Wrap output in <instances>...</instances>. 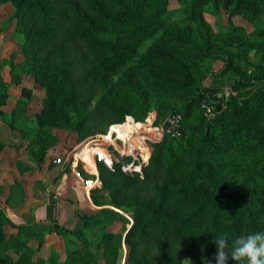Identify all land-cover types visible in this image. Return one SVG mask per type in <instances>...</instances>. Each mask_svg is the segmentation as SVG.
I'll return each instance as SVG.
<instances>
[{
  "label": "trees",
  "instance_id": "trees-1",
  "mask_svg": "<svg viewBox=\"0 0 264 264\" xmlns=\"http://www.w3.org/2000/svg\"><path fill=\"white\" fill-rule=\"evenodd\" d=\"M7 1L13 5L10 18L23 33L26 52L45 74L44 112L50 125L68 122L67 104L82 103L77 114V126L81 125L82 116L90 115L86 104L94 101V116L102 115L98 122L112 123L107 136L125 138L141 122L131 118L118 122L119 118L143 111L153 95H177L183 101V120L188 119L190 126L182 120L181 135L162 134L151 140L147 162L117 151L118 161L97 163L101 184L90 189V197L100 205L109 195L114 205L127 207L133 221L124 240L132 260L179 264L190 257L194 264H217L216 236L233 239L264 231V65L247 57L251 48L264 57V28L252 33L260 35L258 39L240 35V26L232 22L215 33L203 15L211 2L229 17L260 14L264 0H190L182 21L171 18L174 11L167 10L168 0ZM131 34L154 40L140 51L129 39ZM217 58L223 64L213 70L211 60ZM171 60L211 75L217 85L207 88L211 92L232 78L253 82V88L211 99L204 87H192L171 74ZM7 95L0 91V105ZM204 99L213 104L209 116L201 106ZM169 102L164 98L160 103ZM5 144L0 140V152ZM140 146L147 158L146 147ZM93 151L104 155L100 147ZM38 152L43 157L41 146L30 151ZM70 160V154L63 155V170ZM90 211H78L82 228L72 230L55 220V232L80 233L103 212L128 221L111 207ZM1 225L0 219V232ZM227 264L238 262L229 255Z\"/></svg>",
  "mask_w": 264,
  "mask_h": 264
},
{
  "label": "rangeland",
  "instance_id": "rangeland-1",
  "mask_svg": "<svg viewBox=\"0 0 264 264\" xmlns=\"http://www.w3.org/2000/svg\"><path fill=\"white\" fill-rule=\"evenodd\" d=\"M189 4L190 0H168L167 10L174 11L171 16L173 20L182 21L186 15L185 8ZM12 10L13 5L10 1H0V91H6L8 94L6 102L3 104L2 115L7 123L12 124L13 137L10 139L15 140L9 145L11 154H6L5 159L0 161V193L4 185L12 181L17 185V189L22 191L32 184L34 186L39 182L46 163H54V159L58 156L69 154L71 156L70 163L76 157V166L81 168L85 177L91 178L93 176V173L89 171L91 168H87L86 162L82 161L85 159L82 158L79 151L88 149L84 155L91 161L89 155L92 153L94 155L95 147H112L111 141L116 140L119 144V137L115 135L116 133L112 138L107 136L108 128L112 123L105 125V123L98 122V118L102 115L94 116V101L86 104L90 115L82 116V119L85 120L81 122V125L77 126L79 120L77 114L82 103L67 104L64 112L68 117V122L59 121L55 125H50L48 113L44 112L45 74L34 65L32 57L26 52L23 45V33L17 28L15 19L10 18ZM203 15L215 33L222 32L224 27L232 22L240 26L238 30L240 35L248 34L249 38L258 39L260 35H252V33L257 28H264V7L260 14L237 13L229 17L226 10L211 2L205 5ZM129 39L135 41L138 49L143 51L152 43L154 37L131 34ZM228 49L236 50L234 47ZM247 57L254 63L259 62L264 65L263 55L255 48L250 49ZM211 61L213 70H218L223 64L220 58ZM170 68H172L171 74L182 78L192 87H204L209 98L214 100L253 88V82L232 78L219 84V90L214 93L207 89L215 86L217 88V85L212 83L211 75H203L202 71L195 67L185 66L176 60H171ZM164 98L170 101L166 106L160 103ZM18 99L21 101L18 102ZM201 106L204 108L206 116L212 114L213 104L208 100H202ZM169 111H180L182 114L185 111L183 101L177 95L166 97L153 95L150 105L143 111L139 110L135 114H125L121 117L110 115L113 118L120 117L118 122H123L128 118L141 122L140 127L132 130L129 139L135 136L140 144L146 146L149 153L147 158L141 157L139 154L136 157L131 155L137 161L147 162L149 160L153 148L150 141L159 138L155 136V128L152 125H157ZM183 123L186 127L190 126L186 118ZM136 133H139L141 138H138ZM157 135L160 134L157 133ZM40 146L44 151L43 157L39 152V154L34 153L33 155L30 153V151L35 152ZM112 149L114 148L112 147ZM114 152L116 154V151ZM77 153L79 155H76ZM98 161L106 164L103 159L97 157V163ZM112 163L110 162V165ZM98 173L99 170L96 168L95 174ZM23 198L22 196L21 199ZM109 198L108 195L107 200L90 212L103 207H111L124 213L128 217L127 222L103 212L99 214L98 221L91 223L82 232L50 237L42 235L36 239L37 245L34 247L27 244L26 238L18 237L16 240L15 235L11 234L8 244L12 242L11 249H15L17 255L15 259L8 255L7 258L19 262V264H138L129 257L128 244L124 240L133 219L129 215L127 207L114 205L109 201ZM1 200V204L7 205L8 197ZM1 206L0 208H3ZM116 234L123 235L122 239L119 240ZM77 249L80 251L77 252ZM88 250L93 254L89 255ZM185 260H189L188 264H194L190 257L183 258L179 264H184Z\"/></svg>",
  "mask_w": 264,
  "mask_h": 264
},
{
  "label": "crops",
  "instance_id": "crops-1",
  "mask_svg": "<svg viewBox=\"0 0 264 264\" xmlns=\"http://www.w3.org/2000/svg\"><path fill=\"white\" fill-rule=\"evenodd\" d=\"M2 109L3 105H0V140L6 144L0 152V161L5 159L4 156L6 154H11L9 145L15 141L10 139L13 137L12 128L3 119ZM136 134L138 138H141L138 135L139 133ZM130 136L119 138V144L116 140H113L114 142L111 141L113 143L112 147L117 151L129 152L134 157L138 156V154L144 157V152L140 146L144 145L140 144L135 136L129 139ZM155 136H157V133ZM148 149L150 148L148 147ZM89 156L91 161L86 155H82V158L85 159L82 161L86 162L87 168L92 169H89V171L93 173L92 177H95V170L98 168L96 165L97 157L95 158L93 153ZM75 161L76 157L69 164L67 170L62 169L63 162L46 163L39 182L34 186L32 184L27 188L25 187L24 191L17 189V185L13 181L4 185L0 193V206H3V208H0L2 212L0 215L2 220L0 258L9 259L7 255L12 259L16 258L17 251L11 249L10 246L12 242L8 244L11 234L15 235L16 240L18 237L26 238L27 244L34 247L37 245L36 239L42 235L44 237L59 236L54 230L55 220L72 230L83 227L84 221L78 211H90L99 206V204L92 201L90 189L99 187L100 182L96 181L93 187L88 186L85 182L87 177L83 175L81 168L76 166ZM22 196L24 197L23 199H21ZM5 197H8L7 205L1 204V199ZM17 224H22V227L16 226ZM28 232L33 233L29 235ZM0 264H6V262L0 261Z\"/></svg>",
  "mask_w": 264,
  "mask_h": 264
},
{
  "label": "clouds",
  "instance_id": "clouds-1",
  "mask_svg": "<svg viewBox=\"0 0 264 264\" xmlns=\"http://www.w3.org/2000/svg\"><path fill=\"white\" fill-rule=\"evenodd\" d=\"M217 264H227L229 255L238 264H264V231H256L229 239L227 234L216 236ZM185 260L184 264H188Z\"/></svg>",
  "mask_w": 264,
  "mask_h": 264
},
{
  "label": "built area",
  "instance_id": "built-area-1",
  "mask_svg": "<svg viewBox=\"0 0 264 264\" xmlns=\"http://www.w3.org/2000/svg\"><path fill=\"white\" fill-rule=\"evenodd\" d=\"M182 120H183V114L180 111L167 112L157 125H152L155 128L154 129L155 132L160 134L159 136L157 135L156 137H160L162 134H166L172 137H177L181 135ZM100 148L103 150L104 155L100 156L99 153H94V157L97 156L99 159H103L107 165H110V162L118 161V156L114 152V151L117 152V150L107 147H100ZM118 152H122V151H118ZM124 153H129V152H124ZM62 159H63L62 156H58L56 159H54V161L62 162ZM96 181H99L101 184V180L98 175H95V177L85 179L86 184L90 187H93Z\"/></svg>",
  "mask_w": 264,
  "mask_h": 264
}]
</instances>
